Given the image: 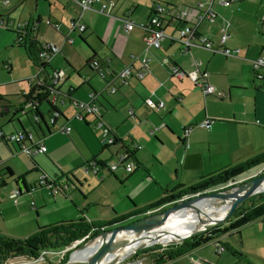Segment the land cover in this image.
Segmentation results:
<instances>
[{
	"label": "crops",
	"instance_id": "obj_1",
	"mask_svg": "<svg viewBox=\"0 0 264 264\" xmlns=\"http://www.w3.org/2000/svg\"><path fill=\"white\" fill-rule=\"evenodd\" d=\"M113 1L107 14L100 12L96 3L84 10L80 21L85 29L78 32L68 31L63 15L66 9L75 10L78 15L73 0H0V63L4 66L8 63L9 68V61L18 47L17 35L25 34V29L38 45L46 41L55 43L60 51L53 55L51 65L64 71L65 76L58 83L63 99L59 101V108L67 118H60L58 122L68 121L74 128L64 135L49 131L52 130L49 124L48 129L33 127L32 115L24 116L18 111L23 99L18 105L13 102L3 105L5 99L0 95V101L3 100L0 103V118L3 119L0 132L7 136L19 128L32 130L34 136L42 138L47 145L45 152L35 154L33 164L30 158L24 159L16 143L0 139V172L9 167L13 173L11 177L3 176L5 184L0 185V188L4 187L0 200L9 198L14 205H8L16 211L15 215L24 216L18 230L9 229L1 208L0 234L26 237L38 226L67 220L71 216L89 221L112 220L162 201L178 187L188 186L206 174L236 165L264 151V80L253 75L250 62L259 55L264 56V10L257 12L260 27L255 24V28L248 31L250 21L237 10L244 8V3L250 0L231 2L228 6L212 0L216 17L211 22H200L197 32L206 36L214 48H241L237 55H225L196 44L182 49L175 40L177 27L184 23L182 20H168L164 24L166 35L160 46L145 48L143 37L146 33L141 24L151 15L153 7L157 4L167 9L193 7L198 0ZM46 19L58 23L59 28L46 24ZM225 20L229 23V35L221 44L219 37ZM128 21L134 26L126 31L124 24ZM172 26L175 31L168 33ZM66 35L72 42L65 41ZM132 54L145 55L147 66L140 77H129L114 93L104 90L107 75L96 73L87 63L90 58L98 59L105 73L116 72L130 63ZM164 58L184 72L198 68L200 74L206 73L203 77L224 96L204 95L189 78H176L171 68L162 63ZM27 89L28 86L20 93ZM91 92L95 93L102 121L113 129L121 145H103L95 136L98 132L91 128L92 117L76 121L65 114L63 106L72 103L70 98L86 100ZM148 98L154 102L162 101L163 106L146 105ZM40 109L45 118L48 115L45 106ZM207 117L215 119L209 128L194 126ZM5 122H9V131L2 130ZM186 126H192L186 138L187 148L182 139V130ZM132 143H138L140 148L133 151L131 158L136 167L131 172L119 167L113 173L103 170L102 179L91 174L99 184L88 185L79 170L85 161L93 158L99 162L107 161L115 151H122ZM64 147L70 148L72 156H60V149ZM40 175L54 179L67 177L74 184L67 179L68 189L55 195L46 186L25 191V188L31 189L30 185L36 183ZM17 178L20 179L14 181ZM13 190L21 191L18 196L25 199L17 201V196L13 202L10 197ZM263 223L257 221L242 228L240 243L233 241L227 233L216 237L226 244L220 253L215 252L211 239L166 264H235L243 261L250 254L242 250L246 245H242L241 233L250 226ZM252 235L256 239L261 233L255 232L254 227ZM225 240L230 243H224ZM208 245L211 249L202 251ZM226 250L229 255L225 254ZM241 253L244 258H240Z\"/></svg>",
	"mask_w": 264,
	"mask_h": 264
},
{
	"label": "built area",
	"instance_id": "obj_2",
	"mask_svg": "<svg viewBox=\"0 0 264 264\" xmlns=\"http://www.w3.org/2000/svg\"><path fill=\"white\" fill-rule=\"evenodd\" d=\"M78 8V15L72 18L67 25L68 31L76 30L82 32L85 29V25L80 21L81 14L84 10L92 7L93 4H98V10L102 13H109L111 7L114 4L113 0H73ZM240 0H218V2L224 6H228L231 2H237ZM154 13L151 14L144 23L141 24L142 29L145 31V36L143 41L145 43V48L153 47L158 48L160 46L161 40L165 37L164 24L168 20H182L184 23L177 27L176 37L182 49H187L192 45H200L202 47L211 49L213 51H219L225 55H237L241 48L237 47L235 49H230L228 47L214 48L212 42L204 35L197 32V26L202 21H213L216 17V12L212 7V0H198L197 4L193 7L181 6V7H171L165 8L160 4L153 7ZM45 23L51 25L54 29L59 28V24L56 22H50L49 19L45 20ZM228 20H225L224 26L221 29V34L219 37L220 43L228 37ZM134 26L132 21H128L124 24L126 31L131 30ZM21 40V36L17 35L16 41ZM65 41L72 42L71 38L67 35L65 36ZM60 51V48L51 41H46L40 43V47L37 50L36 57L41 64V67L36 69V73L32 77L26 78L27 86H36L40 89V93L44 98H47L51 105L56 111L50 115L48 119V124L52 127L51 129L63 134H68L72 130L71 125L68 121L63 123L58 122V111L59 101L63 100L61 98L62 92L58 89V83L64 78V71L60 68L53 67L51 65V59L55 53ZM136 62V65H133ZM148 58L145 55H130V63L125 67L116 72L105 73V69L98 59H92L88 65L89 67L101 75H107L106 85L104 90L109 93H114L119 84L126 82L129 77L135 76L140 77L143 73V68L147 66ZM251 66L254 71V76L261 79L264 76V56L259 55L252 59ZM162 63L168 65L173 76L176 78L187 77L191 82L199 87L204 95L215 94L217 96L223 97V93L216 92L214 87L210 85L207 80L203 77L206 73L200 74L198 68H194L190 71L184 72L178 69L175 65H171L167 58L162 60ZM196 64V61H195ZM72 104L74 105V113L72 114V119L85 121L87 118L92 117V128L93 130L99 131L100 140L103 145H121L120 138L117 137L113 129L109 128L104 124L101 119L100 107L95 99V93L91 92L86 100L82 99H72ZM145 104L153 107L160 108L163 106L162 101L154 102L151 98L145 100ZM215 121L213 118H204L201 121L195 123L194 126L207 129ZM192 126H186L182 130V139L184 140V146L188 147V142L186 140L189 130ZM49 129V131H52ZM1 134V132H0ZM6 139L12 142L20 143L19 151L28 157H33L38 152H45L47 145L43 142L42 138H36L33 133L28 130H19L11 132L6 136ZM140 148L138 143H132L131 145L124 148L122 151H115L112 160H107L103 162L96 161L95 159H90L83 163V170L85 173L92 174L99 179H102V171L105 170L108 173H113L118 167H122L125 172H131L135 167L136 163L131 158L133 156V151ZM38 184L41 186H46L49 192L53 195L59 191H66L69 187V183L65 179L53 180L47 178L45 175H40L38 178ZM18 195V190H13L11 194V199L16 202V197ZM185 197L179 198L178 200L184 199ZM225 234V233H224ZM231 239L237 242V237L231 235ZM211 243L215 248L216 253H220L225 250V245L221 242L220 238L212 239ZM125 264V263H124ZM126 264H147L146 258L144 256H135L130 258V262Z\"/></svg>",
	"mask_w": 264,
	"mask_h": 264
},
{
	"label": "trees",
	"instance_id": "obj_3",
	"mask_svg": "<svg viewBox=\"0 0 264 264\" xmlns=\"http://www.w3.org/2000/svg\"><path fill=\"white\" fill-rule=\"evenodd\" d=\"M153 13L154 11L151 10V14ZM19 36H21V40L16 41L18 47H21L23 49L24 54L33 63L36 69L38 67H41V64L36 57V53L40 47V44L38 45L34 37L29 32L27 33L26 29L25 34L19 33ZM92 59L94 58H90L87 63H89ZM5 68L7 70L9 69L8 63L6 64ZM26 80L27 79H23L21 81L26 82ZM261 80H264V76L261 78ZM40 92V89L36 86H28L26 92L21 94L23 102L18 111L22 112V115L24 116L28 114L32 115L31 124L33 125V127L44 126L48 129V119L50 115H52L56 111V109L53 108L50 101L47 98H44ZM63 95L67 97L69 96L67 93H63ZM70 100H72V98H70ZM42 106H45L46 113L48 114L45 118L43 117L44 113L40 109V107ZM57 113L59 119L63 118L64 120H67L61 110ZM19 130L23 131L26 129L19 128L15 131ZM28 131L33 133L32 130ZM0 139L8 141L6 139V136L2 132L0 134ZM12 143H16L20 147V143ZM29 158L34 164V156ZM259 166H264V151L236 165L226 166L215 172L206 174L198 181L188 186L178 187V189L176 188L175 191L171 192V194L165 197V199H163L162 201L133 210L112 220L89 221L83 218H78L75 220H63L53 222L44 226H38L33 233L27 235L26 237H14L7 234H0V264L5 262L6 259H9L12 256H21L27 258L32 257L35 255L34 251L37 249L42 250L47 248H65L73 243H76L77 241H86L88 238L100 233L104 228H110L125 221L127 222L129 221V219L133 220L135 218L143 216L149 211H152L153 208L161 204H165L167 202L173 203L178 201V199L182 197L187 198L196 193L219 189L229 184L230 182L235 181L236 178H238L241 174L246 173L251 168ZM12 174L13 173L10 168L5 167L4 172H0V185L5 184V179L3 178L4 175L11 177ZM61 178L63 179L64 177ZM61 178L54 179L50 177V179L53 180H61ZM18 179L20 178H17L14 181H17ZM67 179L69 178L66 177L65 180L67 181ZM69 182L74 184L72 179H69ZM40 186L41 185H39L37 181L33 185H30L31 189H29L28 187L25 188V191L31 192L36 187ZM18 194H21V191H18ZM263 199L264 192L255 194L242 201L223 223L211 228L209 231H206L195 237L184 239L177 244H170L165 246L154 244L151 247H146L137 252L136 256H144L146 258L147 264H166L170 260H173L175 257L192 249L201 247L208 243L211 239L216 238L224 233H227L228 235H235L237 237V243H240L239 232L242 228L257 221L264 222ZM227 246L229 245L227 244ZM145 252H147L146 254L148 256L145 254ZM240 255V258L245 257L243 253H241Z\"/></svg>",
	"mask_w": 264,
	"mask_h": 264
},
{
	"label": "rangeland",
	"instance_id": "obj_4",
	"mask_svg": "<svg viewBox=\"0 0 264 264\" xmlns=\"http://www.w3.org/2000/svg\"><path fill=\"white\" fill-rule=\"evenodd\" d=\"M241 3L242 2H240V4ZM234 5L235 4H233L231 6H234ZM261 10H264V0H250L246 3H244V8L237 10V12H240L246 20L250 21L249 25H251V28L249 27L248 31L253 30L255 28V24H257V28L260 27L261 23L258 19L257 12H260ZM262 12H264V11H262ZM63 15L65 17V22H66V26H67L69 24V21L71 20V18L76 17L77 12L75 10H72V9H69V10L66 9ZM256 30L257 29H255L253 32L255 33ZM174 31H175L174 26H172L171 28L168 29V33H173ZM259 35H262V34H259ZM15 49L16 50L14 51V55H13L12 59L9 61V69L8 70L5 68L4 65H2L0 63V95L3 96L5 99V103H3V105L8 104V102H13V103H16V105H18L20 99H22V95L20 93V90L24 89L27 86L25 82L18 81V80H20V78L25 79L28 77H32L36 73V67L26 57V55L23 52V49L21 47H16ZM2 101L3 100H1L0 103ZM13 107L14 106L12 105L11 108H13ZM63 108H64L63 110H64L65 114L69 118L71 117L70 119H72V114L74 113V105L72 103H65ZM100 113H101V111H100ZM45 117H47V115ZM2 121H3V119L0 118V123ZM8 123L9 122L4 123L5 125H4V127H2L3 131H9V127H7ZM71 124L73 126V123H71ZM91 128H92V125H91ZM72 129H74V128H72ZM52 131H54V130H52ZM90 131L93 132L91 129H90ZM54 132H56V131H54ZM95 132H98V133H95V136L98 139H100L99 131L95 130ZM57 133H60V132H57ZM61 134H63V133H61ZM21 155L24 157L25 160H27V161L29 160V157L26 156L25 154H21ZM68 155L72 156L70 148L64 147V148L60 149V156L61 157L64 158ZM112 159H113V157L111 159H108V160H112ZM37 162H38V160H37ZM48 163H50V162H48ZM119 168L121 169L122 167H119ZM82 169L83 168H79V170L82 173V176H84L83 178L86 179V182L88 183V185L92 184L90 186H93V187L97 186L99 184L98 180H96L91 174L85 173L84 170H82ZM263 172H264V166L261 167V169L259 167L251 168L249 171H247L244 174H241L238 178H236L235 181L230 182L229 184H227V185H225L219 189H223L226 187H230L232 185L240 184V183L247 181L248 179H250L254 176H257L258 174L263 173ZM34 176L35 175H30L29 177H34ZM115 185H117V184L115 183ZM6 187H7V185H6ZM2 189H4V187L0 188V192ZM94 194H96V193L94 192ZM20 199H25V197L24 196H20V197L18 196L17 201H20ZM215 202L219 203V200H216ZM9 203L11 205L13 204L9 198L5 199L4 201L0 200V209L2 208L4 211V220H5V224L8 226V228L18 230V228L23 225L21 218L24 216L23 215H15L16 211L10 205H8ZM167 205H169V204H165L163 206V208L166 207ZM71 211L73 214L75 213V211L73 209H71ZM68 219H75V217L71 216V217H68L67 220ZM129 221H131V220L129 219ZM129 221H127V222H129ZM127 222L125 221L121 224H126ZM254 227H255V232L261 233V236L257 237L256 239H254V237L252 235L254 232ZM88 241H89V238L86 241H82V242L77 241L76 243H73L70 246L65 247V248H56V249L47 248V249H42V250L37 249L34 251L35 255L32 257L27 258V257H21V256H12L9 259H6L5 262H3L2 264H60V263L66 261L68 259V256L72 253V251L78 250V249L80 250V249L84 248V246L86 245V243ZM225 242L230 243V241H228V240H225L224 243ZM241 242H242V245L243 244L246 245V247H244V248L242 247L243 248L242 250L244 252H246L247 254H250V255L246 256L245 260L243 259V261H239L235 264H264V223L263 224H255V226H250L246 230L244 229L243 232L241 233ZM178 243H180V242H178ZM154 244L165 246V245H170L171 243L156 242V243H152L148 246H145L144 248L151 247ZM236 245H237V243H236ZM144 248H141L136 252H139ZM238 248H239V246H238ZM206 249H211V246L208 245L207 247L203 248L202 251H205ZM146 253L147 252H145V254ZM136 254L137 253L123 259L120 263H116V264H124V263L126 264V263L130 262V258L134 257V255L136 256ZM225 254L229 255V251L226 250Z\"/></svg>",
	"mask_w": 264,
	"mask_h": 264
},
{
	"label": "water",
	"instance_id": "obj_5",
	"mask_svg": "<svg viewBox=\"0 0 264 264\" xmlns=\"http://www.w3.org/2000/svg\"><path fill=\"white\" fill-rule=\"evenodd\" d=\"M262 192H264V172L240 184L223 189L196 193L174 203L167 202L165 204L169 205L164 208L163 206L165 204H161L153 208L152 211L126 224H118L110 228H104L100 233L89 238V241L99 238L98 245H96L89 255L84 259L71 261V253L68 259L60 264H115L137 253L136 251L139 249L158 242L163 236H173L175 240L167 243L176 244L184 239L195 237L209 231L211 228L223 223L242 201ZM209 197L219 200L220 203H225V206L218 215L212 217L205 225L191 232H175L162 228V220H165V218L169 217L173 212L180 208L191 206L196 201ZM131 232H134L136 235L124 240L123 236ZM131 241L137 242L136 247L118 261L117 257L114 256L116 250L120 248L124 242Z\"/></svg>",
	"mask_w": 264,
	"mask_h": 264
},
{
	"label": "bare ground",
	"instance_id": "obj_6",
	"mask_svg": "<svg viewBox=\"0 0 264 264\" xmlns=\"http://www.w3.org/2000/svg\"><path fill=\"white\" fill-rule=\"evenodd\" d=\"M216 200L217 199L213 197L204 198L196 201L191 206L180 208L179 210L173 212L169 217L165 218V220H162V228L175 232H191L197 228H200L201 226L205 225L212 217L218 215L224 208L225 203H216ZM134 235L136 234L131 232L125 234L123 238L125 240L127 238H132ZM172 240H175L173 236H163L158 242L167 243ZM98 243L99 238H96L94 240L88 241L84 248L80 250H74L71 254V261L84 259L92 252ZM136 245V241L124 242V244L116 250L114 256H116L119 261L126 254L131 252L136 247Z\"/></svg>",
	"mask_w": 264,
	"mask_h": 264
}]
</instances>
